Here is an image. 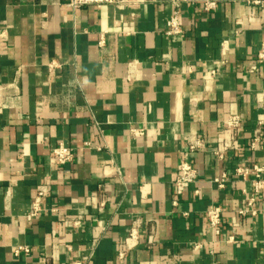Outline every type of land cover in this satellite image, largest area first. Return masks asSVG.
Wrapping results in <instances>:
<instances>
[{
  "label": "crops",
  "instance_id": "0c3cea01",
  "mask_svg": "<svg viewBox=\"0 0 264 264\" xmlns=\"http://www.w3.org/2000/svg\"><path fill=\"white\" fill-rule=\"evenodd\" d=\"M174 11L182 34L168 36ZM262 42L264 10L246 0L211 12L202 0H0V264H264V200L238 213L254 176L234 171L258 165L264 180ZM232 115L241 126L218 158ZM194 136L197 178L178 194ZM59 143L73 149L64 165L50 160ZM211 206L219 235L206 229ZM136 218L138 243L119 259Z\"/></svg>",
  "mask_w": 264,
  "mask_h": 264
},
{
  "label": "built area",
  "instance_id": "2783aa9c",
  "mask_svg": "<svg viewBox=\"0 0 264 264\" xmlns=\"http://www.w3.org/2000/svg\"><path fill=\"white\" fill-rule=\"evenodd\" d=\"M67 5L77 8L86 5H122L126 0H60ZM221 0H202V9L205 12L213 11L217 4ZM248 4L258 7L260 10H264V0H246ZM165 34L168 36H177L182 34V26L177 11H174L166 21ZM102 42V41H101ZM100 42V43H101ZM257 61H264V42L261 43L259 51L257 53ZM225 126L223 132L219 136L217 146L214 149V153L218 158L223 156V153L231 148L232 140L234 139L237 130L241 126V120L238 116L232 115L227 117L225 120ZM131 132L134 134H139L140 131L137 129H131ZM258 140V137H254L251 146L255 145V142ZM205 148V142L200 136H194L187 142V149L180 158L177 167L176 175L174 179V187L176 193L180 194L186 187L191 183H194L197 178V169L193 165L190 156L196 151L203 150ZM73 159V149L69 146L59 143L52 148L50 154V160L56 165H64L65 163L70 162ZM235 173L245 177L248 173H251L254 176L253 181V191L251 196L247 199L246 207L240 209L238 213L245 214L246 211H250L251 214H255V210H252V205L254 201L260 197L264 200V180L261 178L262 167L258 165H253L251 168L244 166H237L234 169ZM225 180V175H222L219 179H215L219 187H223ZM262 191V192H261ZM48 188L46 184L38 185L36 193L31 201V208L26 216V220L31 221L36 218L41 211V201L46 197ZM175 203V201H173ZM103 205V202L100 203ZM206 229L208 232H211L215 235H219L222 228V209L220 206H211L206 211ZM78 223V221H76ZM140 227L141 221L139 218H136L132 221L130 229L120 243L118 247L117 257L119 259L124 258L127 251L133 249L139 240L140 236ZM232 239V237H230ZM195 248L198 245H194ZM23 250L28 252L26 246L18 247L14 250V255H18L19 251ZM70 264H89L82 261H74Z\"/></svg>",
  "mask_w": 264,
  "mask_h": 264
}]
</instances>
